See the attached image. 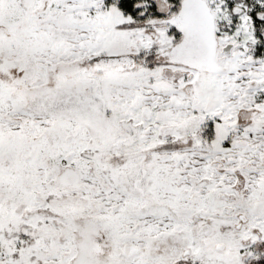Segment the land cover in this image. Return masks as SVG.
Wrapping results in <instances>:
<instances>
[{"label":"snow or ice","instance_id":"1","mask_svg":"<svg viewBox=\"0 0 264 264\" xmlns=\"http://www.w3.org/2000/svg\"><path fill=\"white\" fill-rule=\"evenodd\" d=\"M0 264H264V0H0Z\"/></svg>","mask_w":264,"mask_h":264}]
</instances>
